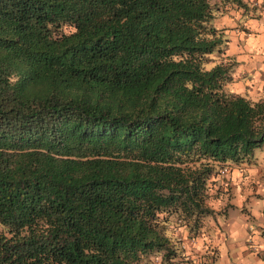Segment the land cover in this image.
Listing matches in <instances>:
<instances>
[{
    "label": "trees",
    "instance_id": "16d2710c",
    "mask_svg": "<svg viewBox=\"0 0 264 264\" xmlns=\"http://www.w3.org/2000/svg\"><path fill=\"white\" fill-rule=\"evenodd\" d=\"M253 1L0 0V264H197L264 144V99L228 89Z\"/></svg>",
    "mask_w": 264,
    "mask_h": 264
},
{
    "label": "crops",
    "instance_id": "0c3cea01",
    "mask_svg": "<svg viewBox=\"0 0 264 264\" xmlns=\"http://www.w3.org/2000/svg\"><path fill=\"white\" fill-rule=\"evenodd\" d=\"M255 12L245 22L250 32L235 51L247 77L230 90L259 100L264 99V9ZM221 185L228 193L210 199L214 212L205 218L194 245L187 246L189 260L197 264H264V161L258 163L250 157L231 164ZM182 236L185 240L186 232Z\"/></svg>",
    "mask_w": 264,
    "mask_h": 264
},
{
    "label": "rangeland",
    "instance_id": "374dc122",
    "mask_svg": "<svg viewBox=\"0 0 264 264\" xmlns=\"http://www.w3.org/2000/svg\"><path fill=\"white\" fill-rule=\"evenodd\" d=\"M238 22V21H237ZM238 27L235 28L234 34L237 35L238 37H233L234 39V43H236V45L230 46L227 50V54L229 55V57L231 59L236 58V56L238 54H236V50L237 48H239L242 40L243 36H246L248 32H250L248 29L245 28L244 24L242 22H238ZM235 48V49H234ZM244 72L247 73L246 69L242 68V66L238 63L236 68L234 69V73H233V81L229 84L228 89H231V86H235L239 85L241 82H245L246 77ZM251 158H253V160H256L258 163H263L264 161V145L259 148H254L251 152ZM185 241H188L187 239H185ZM193 242L190 243H186L184 248L186 251V255H188V253H190L191 249H188L187 246H193L192 245Z\"/></svg>",
    "mask_w": 264,
    "mask_h": 264
},
{
    "label": "built area",
    "instance_id": "2783aa9c",
    "mask_svg": "<svg viewBox=\"0 0 264 264\" xmlns=\"http://www.w3.org/2000/svg\"><path fill=\"white\" fill-rule=\"evenodd\" d=\"M260 2H261L260 5H258V1L257 0H254L253 1V5H257V6H259V7H261V8L264 9V0H261ZM195 240L196 239H192V241H190V242H195Z\"/></svg>",
    "mask_w": 264,
    "mask_h": 264
},
{
    "label": "bare ground",
    "instance_id": "6f19581e",
    "mask_svg": "<svg viewBox=\"0 0 264 264\" xmlns=\"http://www.w3.org/2000/svg\"><path fill=\"white\" fill-rule=\"evenodd\" d=\"M197 239V238H196ZM197 240H195V242H196ZM195 242H193V243H195Z\"/></svg>",
    "mask_w": 264,
    "mask_h": 264
}]
</instances>
